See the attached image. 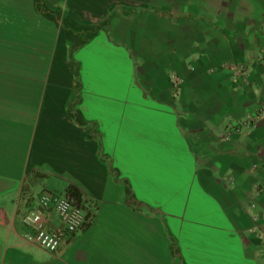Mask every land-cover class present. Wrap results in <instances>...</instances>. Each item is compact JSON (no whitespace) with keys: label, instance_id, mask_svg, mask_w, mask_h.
<instances>
[{"label":"crops","instance_id":"obj_1","mask_svg":"<svg viewBox=\"0 0 264 264\" xmlns=\"http://www.w3.org/2000/svg\"><path fill=\"white\" fill-rule=\"evenodd\" d=\"M41 185L100 203L54 254ZM263 234L264 0H0V264H264Z\"/></svg>","mask_w":264,"mask_h":264},{"label":"built area","instance_id":"obj_2","mask_svg":"<svg viewBox=\"0 0 264 264\" xmlns=\"http://www.w3.org/2000/svg\"><path fill=\"white\" fill-rule=\"evenodd\" d=\"M250 120L257 114L248 115ZM23 191L18 214L23 237L44 251L58 253L96 222L100 203L85 192L57 194L47 187ZM262 243L264 244V234Z\"/></svg>","mask_w":264,"mask_h":264},{"label":"rangeland","instance_id":"obj_3","mask_svg":"<svg viewBox=\"0 0 264 264\" xmlns=\"http://www.w3.org/2000/svg\"><path fill=\"white\" fill-rule=\"evenodd\" d=\"M45 186L41 185L36 192L40 191L41 189H43ZM49 190H52L53 192L57 193V194H64L65 193V189L64 190H60L57 187H47ZM57 188V189H56Z\"/></svg>","mask_w":264,"mask_h":264},{"label":"trees","instance_id":"obj_4","mask_svg":"<svg viewBox=\"0 0 264 264\" xmlns=\"http://www.w3.org/2000/svg\"><path fill=\"white\" fill-rule=\"evenodd\" d=\"M70 193H76V194H81L82 192L75 186H70L69 188H67Z\"/></svg>","mask_w":264,"mask_h":264},{"label":"bare ground","instance_id":"obj_5","mask_svg":"<svg viewBox=\"0 0 264 264\" xmlns=\"http://www.w3.org/2000/svg\"><path fill=\"white\" fill-rule=\"evenodd\" d=\"M117 135H118V134H117ZM123 136H124V135H123ZM155 136H156V135H155ZM124 137H125V136H124ZM129 137H130V136H129ZM157 137H158V136H157ZM119 138H120V137H119ZM151 139H152V138H151ZM121 144H122V143H121ZM110 145H111V144H110ZM143 146H144V145H143ZM140 148H141V147H140ZM109 150H110V149H109ZM122 154H123V153H122ZM126 154H127V153H126ZM126 154H125V155H126ZM156 161H157V160H156ZM150 163H151V162H150ZM154 166H155V165H154ZM156 167H157V166H156ZM159 171H160V170H159ZM161 175H162V173H161ZM137 182H138V181H137ZM140 182H141V181H140ZM149 183H150V182H149ZM149 183H148V184H149Z\"/></svg>","mask_w":264,"mask_h":264}]
</instances>
